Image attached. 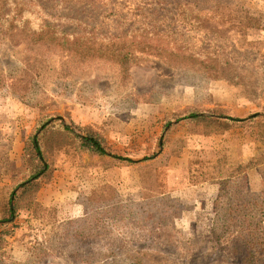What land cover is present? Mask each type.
I'll use <instances>...</instances> for the list:
<instances>
[{
  "label": "trees",
  "instance_id": "obj_1",
  "mask_svg": "<svg viewBox=\"0 0 264 264\" xmlns=\"http://www.w3.org/2000/svg\"><path fill=\"white\" fill-rule=\"evenodd\" d=\"M104 1L0 0L3 32L16 44H22L27 53L18 75L10 76V88L7 89L18 100L41 112L25 143L22 165L15 175L18 183L0 204V234L12 236L20 229V212L32 208L36 195L44 185L50 184L57 170L55 154L62 153V162L73 164L81 163L84 155L89 154L137 164L141 173L142 199L128 203L115 199V202L105 204L102 194L79 198L82 216L70 220L60 234L49 232L43 242L33 244L24 264H46L51 259L66 264H159L161 256L156 255L159 257L154 259L150 254L153 251L166 253L174 262L180 263H205L228 254L234 257L236 264H264V188L252 189L250 178L251 172L264 164V152L247 164L227 169L222 167L227 164L220 156L211 162H199L211 170L202 173L207 179L201 183L215 181L213 183L219 185L214 200L212 239L207 244H200L201 247L191 241L185 246L174 242L173 211L178 207L170 196L155 191L158 182L152 174L148 176L155 170L151 161L157 159L166 146L164 132L167 134L173 125L205 123L212 133L220 135L246 121L255 122L261 130L264 146V112L234 118L222 110L187 106L183 114L175 115L173 121L164 125L157 150L114 155L105 149L103 126L82 125L69 116L48 114L43 98L48 95L49 88H45V94H39L40 88H36L41 67L55 56L61 58L67 77H75L95 64L118 67L127 74L131 66L154 58L168 67L191 69L238 84L242 74L232 59L222 56L220 49H203L183 41L174 30L173 22L187 25L190 31L205 28L215 31L229 25L245 35L246 28L254 24L256 18L245 11L239 16L242 7L231 6L225 0H217L219 3L214 8L208 7L207 0H187L171 12L138 4L127 13L122 8L128 7L129 0H106L109 7ZM77 4L82 5L81 9L75 6ZM136 11L139 15L131 18L129 14ZM112 17L114 22L110 21ZM115 22L117 26L114 27ZM133 97L138 104H155L154 97L159 96L137 91ZM181 146L184 149V143ZM0 148H3L0 150V156H3L1 136ZM176 152L179 150L173 154ZM191 157L193 161L195 157ZM187 172L193 178L191 167ZM48 212L52 213L50 223L55 224L56 212L53 209ZM44 216L41 214V218ZM51 234L55 238L51 239ZM177 249H181L180 254Z\"/></svg>",
  "mask_w": 264,
  "mask_h": 264
},
{
  "label": "rangeland",
  "instance_id": "obj_2",
  "mask_svg": "<svg viewBox=\"0 0 264 264\" xmlns=\"http://www.w3.org/2000/svg\"><path fill=\"white\" fill-rule=\"evenodd\" d=\"M183 1L187 0H129L128 7L122 9L127 13L129 8L134 9L140 4L142 7L156 6L171 12ZM207 1L211 8L219 3L217 0ZM225 1L231 6L242 7L239 16L245 11L256 18V22L246 28L245 35L235 27L229 28V25L215 31L211 28L190 31L187 25H181L178 21L173 24L174 30L183 41L203 49H220L222 56L232 59L242 74L238 84H230L191 69L168 67L154 58L131 66L127 74H123L118 67L95 64L75 77H67L61 58L55 56L41 67L36 80V88H40L39 94H45V88H49V93H46L48 95L42 96L46 112L53 116H69L82 125L103 126L105 149L114 155L153 148L157 150L164 125L173 121L175 115L180 116L192 104L201 105L204 110L212 108L210 106L214 101L210 96L207 97L209 89L214 92L216 89L228 88L222 90L229 94L226 101L219 106L215 105L214 109L222 110L234 118H247L250 114L264 112V0ZM104 4L110 6L106 0ZM75 6L82 7L81 4ZM129 15L132 18L139 14L136 11ZM110 19L115 21L114 17ZM26 55L24 46L7 37L0 26V136L5 153L0 156V179L2 182L6 176L11 178L9 187L0 189L3 199L18 183L15 175L22 165L18 167V149L16 145H12L18 137L20 119L27 112L29 115L37 113L38 118L41 115L39 108L21 102L7 89L10 88V76L18 75V69L24 65ZM137 91L152 92L159 97H154L155 104H138L133 97ZM32 109L35 111L31 112ZM237 126L238 128L220 135L212 133L210 126L205 123L177 124L170 127L167 134L164 132L163 142L166 146L163 153L151 161L155 170L148 173V176L152 174L156 183L158 182L155 191L170 196L176 202L178 208L173 211L176 244L185 246L191 241L201 247L200 244H207L212 239L214 200L218 193L212 185L200 186L201 180L207 179L202 173L207 169L209 172L211 170L199 163L204 160L195 158L192 161L191 156L197 149L196 145H204L206 154L202 156L207 157L212 146L221 139L219 144L228 150L225 154L229 162L237 163L236 165L247 164L253 157L264 152L261 130L255 122L246 121ZM13 148L15 151H12ZM218 148L217 145L215 149ZM10 150L11 156L6 158ZM178 150L176 153L180 157L173 154ZM198 156L202 158L201 155ZM54 157L57 170L50 184L44 185L36 195L32 208L20 212V229L12 236L0 234V264L26 263L33 244L37 241L43 242L49 232L60 234L70 220L80 218L83 209L78 204L79 198L86 199L94 197V194H102L105 204L115 202V199L120 203L142 199L141 173L137 164L131 165L106 156L93 157L89 154L84 155L81 163L74 164L70 161L62 162V153H57ZM189 167L194 171L193 178L188 175ZM56 177L59 178L53 183ZM250 178L252 189H263L264 164L251 172ZM192 180L198 185L191 184ZM57 187H67L69 190L62 200L59 198L62 192L55 194ZM52 209L56 212V219L53 220L55 224L50 223L49 216L52 213L48 210ZM41 214L46 219L41 218ZM51 236V239L55 238L54 235ZM177 250L180 254L181 249ZM150 254L154 259L161 256L159 264H190L174 262L166 253L153 251ZM203 262L198 264H236L234 257L228 254L224 258L219 256ZM46 264L66 263L51 259Z\"/></svg>",
  "mask_w": 264,
  "mask_h": 264
},
{
  "label": "crops",
  "instance_id": "obj_3",
  "mask_svg": "<svg viewBox=\"0 0 264 264\" xmlns=\"http://www.w3.org/2000/svg\"><path fill=\"white\" fill-rule=\"evenodd\" d=\"M222 90H228V88H220L218 90L216 89L214 92H211L210 89L208 90L207 97L210 96V99H213V101H214V103H212V105L210 104L211 105L210 107L214 108L215 105L219 106V105H221L222 103H224L226 101V99L229 96V94H227L228 93L227 91H222ZM197 104H199V103L197 102ZM27 111H29V110H27ZM30 111L34 112L35 110L32 109ZM37 119H38L37 113L29 115L28 112H27V114H24L21 117V119H20L21 126L18 128V137L16 139H14V141L12 143V145H16V147L18 149L17 150L18 151V167L22 164L21 163V159H22V156H23V150H24V147H25V143H26L27 139L29 138V136L32 134V131H34ZM213 137H209V138L211 139ZM219 141L222 142L221 139ZM219 141H218V143L215 144V146H212L211 153L209 151L208 152L209 154L207 155V157H203L202 156V155L206 154L204 145H201V144L196 145L197 149L194 150V154L197 155V156H194V154H193V156L195 158H197V159L204 160L206 162H211L215 157H219L220 156L227 164V165H222V167H224L226 169L230 168L232 166L236 167V166L244 165V164L236 165L237 163L236 164H232L231 162H229L228 157L225 154L226 151H228V150L227 149L226 150L223 149V147L219 144ZM217 145L219 146V148L215 149L217 147ZM12 151H15V148H13ZM11 153L12 152L10 150V154H8L6 156V158L7 157L10 158ZM198 155H201L202 158H200V156H198ZM214 168L215 167L212 166L211 169L214 170ZM6 177L7 178L3 179L2 182H1V179H0V185L2 186V187H0V189H4L6 187H9V185L11 184V178H9L10 176H6ZM58 178L59 177H56L54 179L55 181L53 183H55ZM60 181L61 180H59L58 183H60ZM213 182H215V181L203 182L200 186L212 185V186L216 187V191L218 193V191H219L218 186L219 185L215 184ZM196 185H198V184H196ZM66 188L67 187L58 189V187H57V189H55L56 190L55 194L58 193V195H59L62 192V195L59 196L60 200H62L66 196L65 193L69 192V190L66 189ZM215 197H217V196H215ZM2 199H3V195L0 196V203H1ZM53 200H54V198H53Z\"/></svg>",
  "mask_w": 264,
  "mask_h": 264
}]
</instances>
